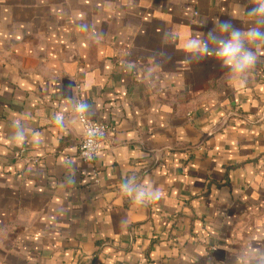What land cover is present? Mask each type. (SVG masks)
I'll return each instance as SVG.
<instances>
[{
	"label": "crops",
	"instance_id": "crops-1",
	"mask_svg": "<svg viewBox=\"0 0 264 264\" xmlns=\"http://www.w3.org/2000/svg\"><path fill=\"white\" fill-rule=\"evenodd\" d=\"M251 7L0 0V264H264V46L242 88L213 57L181 62L186 37L246 29ZM77 100L110 125L92 164ZM132 177L161 199L122 197Z\"/></svg>",
	"mask_w": 264,
	"mask_h": 264
},
{
	"label": "clouds",
	"instance_id": "clouds-1",
	"mask_svg": "<svg viewBox=\"0 0 264 264\" xmlns=\"http://www.w3.org/2000/svg\"><path fill=\"white\" fill-rule=\"evenodd\" d=\"M251 8H244L243 15L248 19L249 26L240 29L233 26L230 20L221 21L215 19L214 27L206 34L196 32L186 37L182 42V50L185 53L184 64L199 63L206 57H213L226 69L228 83L237 87H244L252 75L258 60V49L264 46V0H248ZM86 28L87 26H82ZM163 39L174 41L177 37L170 29L163 31ZM88 104L79 102L76 111L87 112ZM64 117L57 113L54 123L63 127ZM17 131L12 139L18 144L25 139L24 132L20 130L19 121H13ZM122 197H128L138 207L147 206L161 199L160 189L149 183L137 184L135 177L123 180L119 185Z\"/></svg>",
	"mask_w": 264,
	"mask_h": 264
},
{
	"label": "built area",
	"instance_id": "built-area-1",
	"mask_svg": "<svg viewBox=\"0 0 264 264\" xmlns=\"http://www.w3.org/2000/svg\"><path fill=\"white\" fill-rule=\"evenodd\" d=\"M81 102L77 100L73 112L83 128V138L79 146L78 156L81 161L92 164L95 162L100 150L102 139L110 131V125L104 122H98L91 119L87 113H79L76 111V105ZM62 115V114H61ZM64 117V115H63ZM95 180H98V172L96 168L92 169Z\"/></svg>",
	"mask_w": 264,
	"mask_h": 264
}]
</instances>
